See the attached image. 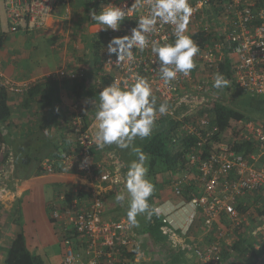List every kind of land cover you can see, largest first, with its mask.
I'll return each mask as SVG.
<instances>
[{
    "label": "built area",
    "instance_id": "built-area-1",
    "mask_svg": "<svg viewBox=\"0 0 264 264\" xmlns=\"http://www.w3.org/2000/svg\"><path fill=\"white\" fill-rule=\"evenodd\" d=\"M194 12L190 19V35L198 44L200 52L194 57L196 67L190 75H178L177 79L165 84L159 76L155 55L150 47L144 52L133 49L134 60L117 63L116 56H109L107 44L113 37L130 34L137 26L141 15L148 14L145 4L137 8L135 0H93L99 11L109 3L128 11L127 20L120 31L101 32L102 39L97 45L99 52V74L96 86L102 90L114 81L123 87L131 85L137 75L146 77L158 98V103L167 102L169 114L159 116L171 118L176 123V149L178 142L186 136L197 139L187 157L190 168L185 175L173 181L174 195L189 197L194 208L190 223L202 218V234L213 231L216 241L204 244H188L189 230L181 231L172 221L164 228L171 244L177 248H189L200 264H226L224 253L240 239L250 237L256 251H263L256 264H264V214L254 216L253 212L264 210V121L241 119L231 123L227 132L220 134V141L213 140L218 128L210 129L208 113L199 116V111L210 109L216 102H222L225 95L237 93L264 100V0H189ZM11 33L19 31L38 32L45 29L58 5L63 6L65 15L71 13V0H4ZM158 30L150 34V39L161 43L174 42L172 26L157 25ZM166 38V39H164ZM233 73L230 85L224 89L213 88L216 73L224 75L223 68ZM84 72L60 69L52 74V80L76 79ZM30 87L10 81L0 70V88L18 94ZM70 130L76 148L65 151L59 158L49 160L44 165L47 174H53L60 166L88 172L95 179L120 185L119 173L105 169V164L92 159L96 146L92 125L86 121V113L75 105L70 121ZM251 143L254 150L237 151L242 143ZM85 157L87 166L81 168ZM112 157V156H111ZM94 172V173H93ZM190 179L196 181V191L188 190ZM93 192V191H92ZM75 190L64 206H54L52 219L63 222L66 229H72L84 241L83 251L76 253L68 247L64 254V264H117L121 262L119 248H131L141 241L136 227L130 228L127 219H104V201L95 194L88 205L77 196ZM255 198L253 210L243 209L240 200ZM244 210V211H243ZM264 212V211H263ZM159 216H165L160 212ZM166 221V220H165ZM259 229V231H257ZM255 233V235H253ZM226 242V246L223 244ZM236 264H249L239 261Z\"/></svg>",
    "mask_w": 264,
    "mask_h": 264
},
{
    "label": "crops",
    "instance_id": "crops-1",
    "mask_svg": "<svg viewBox=\"0 0 264 264\" xmlns=\"http://www.w3.org/2000/svg\"><path fill=\"white\" fill-rule=\"evenodd\" d=\"M59 6L42 31L7 33L0 29V70L10 81L30 85L18 94L7 92L10 117L0 120V264H5L7 250L19 233L24 234L30 251L41 256L46 264H64L65 250L81 245L85 240L74 230L66 229L63 222L54 221L52 210L56 204H68L61 200L64 198L61 196L69 199L79 188L88 187L102 198L104 219H127L115 197L120 192L126 193L124 177L128 170L125 161L128 160L121 161L115 146L104 150L95 146L92 159L95 163L105 164V169L112 175L119 173L120 184L124 187L100 181L76 168L68 170L60 166L53 174L44 171L47 161L76 148L70 130L76 104L82 107L88 125L93 128L96 107L92 100L98 102L101 91L96 86L100 76V54L92 46L99 44L102 26L90 22L91 13L86 14L82 4L71 9L69 16L65 15L64 9L62 17L58 16ZM63 68L83 71V77L79 74L76 79L56 81L49 77ZM46 91L51 92L47 97L44 95ZM25 155V162L16 163V159ZM182 174H186L185 169ZM163 194L155 204L165 215L160 218L167 224L172 221L181 231L188 229L186 243L204 244L202 240L209 241L211 235L214 236L211 231L208 232L210 237L206 235L198 240V236L203 235L202 218L200 216L190 223L195 211L188 196L179 197L169 194L168 190ZM255 201L249 196L242 198L240 204L244 210H253ZM142 217L139 227H144L142 223L146 224L148 220ZM162 233H165L164 226ZM141 236L138 246L128 248L129 253H134L129 264H178L179 261L200 264L189 248L174 247L166 234L163 243L157 244L152 236ZM223 244L227 245L226 242ZM52 247L57 250L49 254ZM235 259H225L226 264L239 263Z\"/></svg>",
    "mask_w": 264,
    "mask_h": 264
},
{
    "label": "clouds",
    "instance_id": "clouds-1",
    "mask_svg": "<svg viewBox=\"0 0 264 264\" xmlns=\"http://www.w3.org/2000/svg\"><path fill=\"white\" fill-rule=\"evenodd\" d=\"M134 4L137 8L147 4L148 14L139 17L130 34L113 37L108 42V55H115L117 63L132 61L135 58L133 49L142 53L150 47L156 57L154 63L158 65L154 70H158L165 84L174 81L180 74L189 76L196 67L194 57L200 52L198 44L186 35L194 12L189 0H135ZM127 15V10L109 3L98 13L93 11L91 18L102 26L101 30L116 32L121 30ZM158 24L172 26L174 42L161 43L160 40L150 39V34L158 30ZM229 85L230 81L222 73H216L213 88L219 90ZM94 104L93 130L97 148L104 150L115 146L129 150L135 157L129 162L124 177L126 193H118L115 200L121 207H126L128 226L138 227V216L143 215L150 220L153 215H160L161 208L149 202L155 186L148 179V156L135 142L153 135L158 117L169 114V105L167 102L158 103L149 80L140 75L130 86L125 84L121 87L116 81L107 85L99 92L98 102L92 100ZM88 163L85 157L81 168Z\"/></svg>",
    "mask_w": 264,
    "mask_h": 264
},
{
    "label": "trees",
    "instance_id": "trees-1",
    "mask_svg": "<svg viewBox=\"0 0 264 264\" xmlns=\"http://www.w3.org/2000/svg\"><path fill=\"white\" fill-rule=\"evenodd\" d=\"M91 23H97L92 20L91 15L89 16ZM2 39L0 38V41ZM1 47V42H0ZM97 51V46H92ZM224 76L227 79H232L233 73L227 69V66L223 68ZM56 81V80H55ZM51 81V82H55ZM55 86V83H50V85ZM49 84L46 85L48 87ZM57 87V86H55ZM51 94V92L49 93ZM48 92H44V95L47 97ZM235 95V97H234ZM231 100L233 101H222L216 102L210 109L199 111V116H202L205 113L209 114L211 119V127L210 129L218 128V132L214 133L213 140L220 141V134L227 132L231 123L241 120H261L264 121V100L250 97V96H241L237 93L231 95ZM7 91L4 89H0V120L5 121L10 117V108L7 103ZM234 103V104H233ZM233 104V105H232ZM156 128L154 129L153 135L143 140L141 144V148L144 153L148 156V179L154 184L155 192L153 196L149 198L150 204H152V198H159L161 193H163L164 189L161 183L156 181L157 176H162L164 174H168L170 176V182H172L177 177L182 175L183 169L185 171L190 168L194 169L193 171L196 173L197 169L194 167H190L188 160V153L191 151L192 146L197 143V139L191 136H186L184 140L179 141L177 144L179 145L176 149L175 137L177 134V126L171 118L164 117L159 121H156ZM251 143H242L236 147L237 151H253V146ZM152 178V180H151ZM154 179V180H153ZM175 179V180H176ZM194 180L190 179L188 182V187L190 190L195 191L196 183L194 184ZM168 184V183H167ZM166 185V184H165ZM189 190V189H188ZM78 197H80L86 205L94 199V195L91 189L88 187L79 188ZM256 210L254 213H258ZM264 214V212H262ZM142 223L144 227H136L137 233L140 235H150L154 239L153 242L155 244L163 243V238L165 233H162L163 226L164 228L168 226L167 222L163 221L160 216L153 215L150 220ZM163 234V235H162ZM83 240V239H82ZM139 245V242L137 243ZM86 245V244H85ZM135 245V246H138ZM84 242L81 245L73 246V250L76 253L83 251ZM122 253L121 262L117 264H129V259L131 260V256L134 253L128 252V247L121 246L119 248ZM229 252L224 253L225 259L236 258L235 260L244 261L249 264H256L259 259L262 257L263 251H256L252 246V240L250 237H242L240 238L231 248L228 250ZM131 263V262H130ZM5 264H46L44 259L39 256L33 254L27 246L26 239L23 233H19L12 241L9 249L7 250V256L5 259Z\"/></svg>",
    "mask_w": 264,
    "mask_h": 264
},
{
    "label": "rangeland",
    "instance_id": "rangeland-1",
    "mask_svg": "<svg viewBox=\"0 0 264 264\" xmlns=\"http://www.w3.org/2000/svg\"><path fill=\"white\" fill-rule=\"evenodd\" d=\"M76 4V5H75ZM81 4H82V8L85 10V13L86 14H90V13H92L93 11H95V12H99V10L98 9H95V8H97V6H93V0H72V3L70 4V9H74L76 6H81ZM63 14H64V8H63V6H59V8H58V16L59 17H62L63 16ZM0 29L2 30V31H4V32H7V33H9V31H10V29H9V19H8V17H7V12H6V9H5V4H4V0H0ZM99 40V39H98ZM102 39H100V41H101ZM11 94H14V93H11ZM234 93H232V95H233ZM234 97H235V95H234ZM222 101H225V102H228V101H233L234 103H235V101L234 100H231V95L230 96H227V95H225V98L222 100ZM233 103V104H234ZM232 104V105H233ZM136 145L137 146H139V147H141V144L143 143V140H139V139H137L136 140ZM116 152H117V154H118V156L120 155L121 157V161L124 159V161L125 160H128V162L127 161H125V163H126V165H127V168H128V164H129V162L132 160V159H135V157H134V155H132V154H130V152H129V150H121V149H119V148H116ZM34 154H35V152H34ZM25 158H27L26 157V155L25 156H22V157H20V158H18V159H16V163H19V165H21L23 162H25ZM147 163H148V161H147ZM157 179H156V181L158 182V183H161V185H162V187L164 188V189H168V191H169V194H174V187H173V184H172V182H170V184H169V180H170V176L168 175V174H164V175H162V176H157L156 177ZM176 179V178H175ZM175 179H174V181H175ZM151 180H152V178H151ZM154 180V179H153ZM170 181H172V180H170ZM168 183V184H167ZM166 184V185H165ZM119 187H124L122 184H120L119 185ZM164 194L163 193H161V195L160 196H163ZM153 200V202H152V205L153 206H155V204L157 205V200L158 199H160V198H157V199H155L154 197L152 198ZM123 213H124V217H126L127 218V215H126V212H127V210H126V207H123ZM264 210L263 209H259L257 212L258 213H254L253 212V215L254 216H261V215H263L262 214V212H263ZM143 216V215H142ZM142 216H138V220H140V219H143V217ZM139 227V226H138ZM205 236L206 235H199L198 236V240L200 241V240H202V239H204L205 238ZM209 236V235H208ZM210 237V236H209ZM211 239L209 240V241H207V239H204V240H202V242H206V243H209L210 241H216L217 240V238L215 237V236H213V235H211ZM141 239H142V236H141ZM45 251H46V249H44ZM57 250V248H51L50 249V252H49V250H48V252H49V254H51L52 253V251H56ZM4 264V263H3ZM178 264H183V262L182 261H179L178 262Z\"/></svg>",
    "mask_w": 264,
    "mask_h": 264
}]
</instances>
